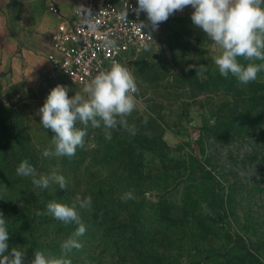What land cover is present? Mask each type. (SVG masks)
<instances>
[{
    "label": "rangeland",
    "instance_id": "obj_1",
    "mask_svg": "<svg viewBox=\"0 0 264 264\" xmlns=\"http://www.w3.org/2000/svg\"><path fill=\"white\" fill-rule=\"evenodd\" d=\"M193 11L160 23L150 50L132 60L137 105L127 121L135 135L118 126L106 139L89 126L71 158L43 156L54 150L53 133L38 110L57 84L69 97L84 86L0 73V212L10 248L26 261L35 251L63 255L78 225L54 219L46 206L71 205L78 195L91 196L92 206L77 207L86 232L66 255L71 264H264V71L248 84L214 78L222 50L193 25ZM25 159L38 174L63 175L67 190L18 176ZM129 191L135 199L122 201Z\"/></svg>",
    "mask_w": 264,
    "mask_h": 264
},
{
    "label": "clouds",
    "instance_id": "obj_2",
    "mask_svg": "<svg viewBox=\"0 0 264 264\" xmlns=\"http://www.w3.org/2000/svg\"><path fill=\"white\" fill-rule=\"evenodd\" d=\"M137 7L132 10L137 17L145 13L147 22L136 24L145 34L151 37V32L157 31L160 23L169 19L177 11H183L191 6V21L206 34L212 43L218 45L221 53L213 57L221 76L227 78L232 74L241 84H248L257 79L258 73L264 71V0H137ZM128 5L125 0L123 16L126 18ZM80 15L86 21H91V9L83 5L77 7ZM94 29L95 25L89 23ZM152 39V37H151ZM153 40V39H152ZM114 45V41H106ZM150 43L145 42L144 48L150 50ZM238 58L249 63L242 64ZM262 61L254 63L252 61ZM194 65H189V68ZM200 72L206 71L203 65ZM197 74V68H196ZM71 89L66 85L57 84L53 87L38 114L40 124L53 133L51 145L43 151L44 157H74L78 148L85 146L87 128L102 129L106 139H111L112 130L123 127L135 135V126L129 125L127 117L136 109L135 94L138 88L130 69L117 61H112L110 68L98 72L83 87L82 92H76L69 97ZM79 122L83 127H76ZM147 118L145 117V123ZM20 177L31 178V183L40 189H47L52 184H58L60 189L67 190V181L63 175L53 170L50 174H38L27 159L21 161L16 168ZM131 191L124 193L121 200H134ZM75 203L68 205L55 200L46 206L47 214L65 225L76 223L77 229L61 245L63 255L59 258L45 256L41 251H35L34 258L26 261L25 253L8 243L10 234L7 219L0 212V258L3 264H71L66 258L73 248L82 245L78 238L86 232L77 207L91 210V196L75 197ZM43 215L44 213H38Z\"/></svg>",
    "mask_w": 264,
    "mask_h": 264
},
{
    "label": "built area",
    "instance_id": "obj_3",
    "mask_svg": "<svg viewBox=\"0 0 264 264\" xmlns=\"http://www.w3.org/2000/svg\"><path fill=\"white\" fill-rule=\"evenodd\" d=\"M128 15L125 18V0H78L70 26L54 31L47 53L46 77L65 76L74 83L85 86L99 71L110 68L112 61L127 66L132 72L133 58L144 48V43L154 41V33L147 36L136 24L147 22L145 13L139 17L132 10L137 0H126ZM91 9V21L82 17L77 7ZM94 24L95 28L88 27ZM114 41L108 45L106 41ZM137 85V84H136ZM138 88V86H137Z\"/></svg>",
    "mask_w": 264,
    "mask_h": 264
},
{
    "label": "crops",
    "instance_id": "obj_4",
    "mask_svg": "<svg viewBox=\"0 0 264 264\" xmlns=\"http://www.w3.org/2000/svg\"><path fill=\"white\" fill-rule=\"evenodd\" d=\"M77 1L0 0V73L15 81L44 75L51 34L70 26Z\"/></svg>",
    "mask_w": 264,
    "mask_h": 264
},
{
    "label": "trees",
    "instance_id": "obj_5",
    "mask_svg": "<svg viewBox=\"0 0 264 264\" xmlns=\"http://www.w3.org/2000/svg\"><path fill=\"white\" fill-rule=\"evenodd\" d=\"M214 74H215V77L214 78H216V79H226L225 77L221 76L220 73H214Z\"/></svg>",
    "mask_w": 264,
    "mask_h": 264
}]
</instances>
